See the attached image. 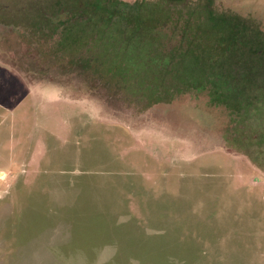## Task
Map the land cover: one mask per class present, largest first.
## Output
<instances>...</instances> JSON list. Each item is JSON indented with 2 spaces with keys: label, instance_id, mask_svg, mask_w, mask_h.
I'll use <instances>...</instances> for the list:
<instances>
[{
  "label": "rangeland",
  "instance_id": "374dc122",
  "mask_svg": "<svg viewBox=\"0 0 264 264\" xmlns=\"http://www.w3.org/2000/svg\"><path fill=\"white\" fill-rule=\"evenodd\" d=\"M0 171V264H264V0H0Z\"/></svg>",
  "mask_w": 264,
  "mask_h": 264
},
{
  "label": "crops",
  "instance_id": "0c3cea01",
  "mask_svg": "<svg viewBox=\"0 0 264 264\" xmlns=\"http://www.w3.org/2000/svg\"><path fill=\"white\" fill-rule=\"evenodd\" d=\"M2 173H3V172L0 171V174H2ZM0 183L3 184V182H1V181H0ZM2 243H3V241H2ZM0 246H1V245H0ZM11 248L13 249V250L11 251V253L6 252V253H5V256H2L4 260H9V258H10V257H13V256H14L15 258H23V257H25L26 254H24V255H20V254H19V253L22 251V249H24L23 246H19V249H18L17 247H15V249H14V247H12V246H11ZM16 248H17V249H16ZM43 248H44V247H43ZM14 250H17V252H16V253H13ZM35 250L37 251L38 248H35ZM39 250H40V248H39ZM1 253H3V251H2ZM9 254H12V255H9Z\"/></svg>",
  "mask_w": 264,
  "mask_h": 264
}]
</instances>
